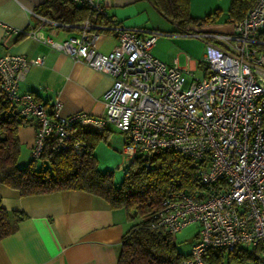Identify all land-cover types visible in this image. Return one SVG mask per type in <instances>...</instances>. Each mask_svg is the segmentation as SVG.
<instances>
[{
	"label": "built area",
	"instance_id": "built-area-1",
	"mask_svg": "<svg viewBox=\"0 0 264 264\" xmlns=\"http://www.w3.org/2000/svg\"><path fill=\"white\" fill-rule=\"evenodd\" d=\"M90 14L78 30L55 40L38 29L26 35L39 39L76 61L110 75L102 94L104 111L94 115L80 110L59 114L60 102L50 109L19 82L42 56L0 53V89L15 103L25 121L35 122L30 154L41 156L45 139L56 138L54 150L81 152L86 142L71 139L77 128L98 133L113 127L123 134L122 153L128 159L158 149H172L191 159L195 176L203 185L197 194L177 192L164 198L153 213L152 227L161 226L173 236L190 223L197 232L179 264H205L209 248L232 250L258 247L256 264H264V0H254L228 33L185 32L204 40L207 73L186 83L176 64L156 58L152 47L157 29L122 24L109 16L98 0H73ZM35 15L58 26L55 20ZM106 22L100 23L98 18ZM5 33H20L0 21ZM115 34L107 52L97 49L102 32Z\"/></svg>",
	"mask_w": 264,
	"mask_h": 264
},
{
	"label": "crops",
	"instance_id": "crops-1",
	"mask_svg": "<svg viewBox=\"0 0 264 264\" xmlns=\"http://www.w3.org/2000/svg\"><path fill=\"white\" fill-rule=\"evenodd\" d=\"M43 1L0 0V21L21 31L35 28L42 36L55 40L64 38L68 31L43 23L35 15ZM98 2L105 7L109 16L126 26L157 29L158 24L152 18L161 20L163 17L168 21L149 0ZM229 2L230 0H189V13L192 16L202 17L215 13L213 22L196 27L195 31L231 32L237 21L228 15ZM170 24V30L162 31L168 33L166 41H184L175 35H183V32L175 31L176 26ZM18 35L19 33H5L0 25V53H21L26 58L40 55L43 59L41 64L29 66L18 84L20 92H31L35 100L47 109L58 100L59 114L62 116L80 110L94 115L103 113L102 94L112 82L109 74L76 61L39 39L25 34ZM166 41L157 39L151 53L166 64L174 63L179 66L186 83L192 76L200 78L206 74L204 50L200 47L198 51V42L188 48L192 57L186 59L182 57L181 51L172 52ZM116 42L115 34L102 32L96 43L97 49L107 53ZM196 71L200 74H196ZM114 131L113 127H109L103 140L111 143ZM34 134L35 122L32 120H27L18 127L20 149L24 147L30 151ZM94 153L96 154L95 151ZM0 205L25 214L17 222L15 229L0 239V264H116L121 237L134 222L123 209H112L101 197L81 190L66 189L21 196L16 189L0 182ZM195 234L189 240L190 246ZM174 240L177 245L175 237ZM177 249L182 253L189 251V248L180 250L178 246Z\"/></svg>",
	"mask_w": 264,
	"mask_h": 264
},
{
	"label": "trees",
	"instance_id": "trees-1",
	"mask_svg": "<svg viewBox=\"0 0 264 264\" xmlns=\"http://www.w3.org/2000/svg\"><path fill=\"white\" fill-rule=\"evenodd\" d=\"M157 11L176 26L175 31L190 32L213 22L215 13L195 17L189 13V0H149ZM254 0H230L228 15L235 21L244 16ZM37 14L55 20L68 32L78 30V24L90 14V9L73 0H44ZM100 23L106 22L98 18ZM24 29L21 34H25ZM264 40V31L259 32ZM264 52V43L255 44ZM207 65V64H206ZM207 73V67L205 68ZM25 120L18 106L8 100L0 89V182L16 189L21 196L37 195L66 189L81 190L104 199L112 209H123L134 222L121 237L116 264H179L187 255L177 249L174 236L161 226L152 227L153 213L161 201L177 192L197 194L203 187L195 176L190 158L172 149H158L137 154L122 168L119 181L114 172L102 169L94 153L95 142L105 139L98 133L77 128L71 139L86 142L85 150L71 148L54 150L56 138L45 139L39 158L30 157L23 166L17 164L20 153L18 127ZM31 155V154H30ZM25 214L0 205V239L9 235ZM196 235V234H195ZM258 247H239L232 250L209 248L203 254L205 264H224L235 260L256 264Z\"/></svg>",
	"mask_w": 264,
	"mask_h": 264
},
{
	"label": "rangeland",
	"instance_id": "rangeland-1",
	"mask_svg": "<svg viewBox=\"0 0 264 264\" xmlns=\"http://www.w3.org/2000/svg\"><path fill=\"white\" fill-rule=\"evenodd\" d=\"M152 18V17H151ZM160 19V18H159ZM153 22L158 24L157 30L159 32L158 39H165L168 33H164L162 31L164 30H170V26H172L168 21L162 17L161 20H158L156 18L151 19ZM168 23V24H167ZM150 26V24L148 25ZM156 27V26H155ZM176 29V28H175ZM190 33H194V31H190ZM176 37H179L180 39H184V41H174L173 39L169 42H167V47L171 49L172 52L181 51L182 57L184 56L186 59L189 57H192L190 51L188 48H192L193 45L198 42V51H200V47L204 50V40H200L199 37L191 35H180L175 34ZM175 37V38H176ZM203 42V43H202ZM200 58V55L198 56ZM196 74H200L199 71H196ZM98 141L100 143H98ZM123 147V134L119 133L115 129V131L112 134L111 143H108L104 141L103 139L97 140L94 145V151L96 152L95 155H97V161L102 169H109L114 172V177L117 181H119L122 177L123 170L122 168L125 166V164L128 161V157H126L121 149ZM30 151L27 148L22 147L20 149L19 157L17 160V164L19 166H23L27 163V161L30 159ZM197 232V224L190 223L178 232L175 233L174 237L177 241V246L180 250H187L190 248L189 240L192 239V236ZM224 264H250V263H241L236 262L235 260H229V262L225 261Z\"/></svg>",
	"mask_w": 264,
	"mask_h": 264
},
{
	"label": "water",
	"instance_id": "water-1",
	"mask_svg": "<svg viewBox=\"0 0 264 264\" xmlns=\"http://www.w3.org/2000/svg\"><path fill=\"white\" fill-rule=\"evenodd\" d=\"M143 156H144V158H147L148 155L147 154H144Z\"/></svg>",
	"mask_w": 264,
	"mask_h": 264
}]
</instances>
